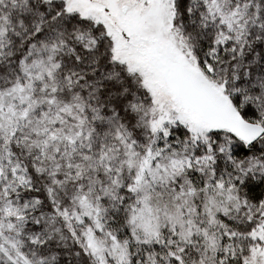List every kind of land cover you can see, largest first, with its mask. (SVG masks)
Instances as JSON below:
<instances>
[{
    "label": "snow or ice",
    "instance_id": "obj_1",
    "mask_svg": "<svg viewBox=\"0 0 264 264\" xmlns=\"http://www.w3.org/2000/svg\"><path fill=\"white\" fill-rule=\"evenodd\" d=\"M0 264H264V0H0Z\"/></svg>",
    "mask_w": 264,
    "mask_h": 264
}]
</instances>
